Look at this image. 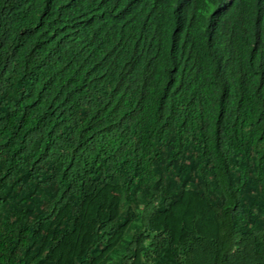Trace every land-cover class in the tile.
<instances>
[{
    "label": "trees",
    "instance_id": "16d2710c",
    "mask_svg": "<svg viewBox=\"0 0 264 264\" xmlns=\"http://www.w3.org/2000/svg\"><path fill=\"white\" fill-rule=\"evenodd\" d=\"M0 264H264V0H0Z\"/></svg>",
    "mask_w": 264,
    "mask_h": 264
}]
</instances>
